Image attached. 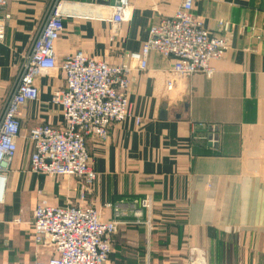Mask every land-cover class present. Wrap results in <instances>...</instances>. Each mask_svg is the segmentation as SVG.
Listing matches in <instances>:
<instances>
[{"label": "crops", "instance_id": "1", "mask_svg": "<svg viewBox=\"0 0 264 264\" xmlns=\"http://www.w3.org/2000/svg\"><path fill=\"white\" fill-rule=\"evenodd\" d=\"M50 1L10 0L0 10V18L11 15L0 44V121ZM183 1L131 0L119 37L111 42V25L99 19L109 18L115 0H69L57 61L82 50L111 65L127 62L148 40L150 28L172 17ZM194 9L213 35L228 41L225 56L213 63L215 76L196 75L168 90L173 62L153 53L148 71L135 73L130 93L142 125L129 119L111 128L105 144H88L98 178L86 204L80 203L76 179L30 170V131L63 123L51 99L65 89L64 75L55 70L38 79L39 100L21 110L19 152L0 207V237L13 254L26 255L16 262L33 257L27 224L43 196L53 206L93 205L105 220L113 217L106 204L152 197L153 210L145 212L150 226L122 227L131 232L125 239L130 249L122 257L112 252L113 264H186L191 247L203 249L208 264H264V0H195ZM220 22L230 25L228 33ZM211 127L219 133L215 149ZM16 218L26 224L12 226Z\"/></svg>", "mask_w": 264, "mask_h": 264}, {"label": "built area", "instance_id": "2", "mask_svg": "<svg viewBox=\"0 0 264 264\" xmlns=\"http://www.w3.org/2000/svg\"><path fill=\"white\" fill-rule=\"evenodd\" d=\"M9 2L0 0V10ZM68 4L69 0L50 1L0 121V207L6 201L7 174L19 152L21 110L39 100L38 79L55 70L64 75L65 89L55 92L51 99L61 109L63 123L61 127L43 124L30 131V170L36 175L76 179L80 183V203L86 204L98 178L91 166L88 144H105L111 128L129 119L133 118L138 127L142 125L143 119L133 114L130 93L135 73L148 71L150 56L156 53L173 62L167 83V89L172 90L177 81L196 75L212 79L216 74L213 63L228 50L226 37L213 35L204 19L195 14V0H184L172 17L150 28L148 40L140 51L128 54L127 62L111 65L79 50L59 64L56 44L71 15ZM130 6L131 0H115L109 18L99 19L111 25V42L119 37ZM10 20L9 14L0 18V44L6 41ZM219 25L226 33L230 31V25ZM211 131L209 144L215 149L219 133L215 127ZM104 209L112 212L111 220H105L102 210L93 205L59 207L39 201L27 224L30 231L26 239L33 247V258L20 264H108L120 228L150 226L145 212L151 214L153 199L131 205L106 204ZM25 224L21 218L12 222L14 227ZM186 264H208L206 252L189 248Z\"/></svg>", "mask_w": 264, "mask_h": 264}, {"label": "rangeland", "instance_id": "3", "mask_svg": "<svg viewBox=\"0 0 264 264\" xmlns=\"http://www.w3.org/2000/svg\"><path fill=\"white\" fill-rule=\"evenodd\" d=\"M43 198L44 197L41 196L40 199L45 200ZM36 202H37V197L34 199V203H36ZM2 210H5V209H2ZM22 216H23V218H25L24 213L21 215V217ZM129 231L130 230L120 228L117 236L114 238L113 254L116 253V255H118L119 257H122L121 253H123L124 251L126 252L127 248H128V250L130 249V246L128 245L129 242L127 240H125L126 237H128V235L131 234V232L129 233ZM133 233H135V232H133ZM0 239H1L0 240V264H19L18 262H16V259L26 257V255H22V254H18V253L13 254V252L11 251V248L9 246H7V244H5V241H3V237H0ZM26 242L29 245V248L33 250L32 245L28 242L27 239H26ZM108 264H113V263L111 260H109Z\"/></svg>", "mask_w": 264, "mask_h": 264}, {"label": "trees", "instance_id": "4", "mask_svg": "<svg viewBox=\"0 0 264 264\" xmlns=\"http://www.w3.org/2000/svg\"><path fill=\"white\" fill-rule=\"evenodd\" d=\"M118 264H123V263H118Z\"/></svg>", "mask_w": 264, "mask_h": 264}]
</instances>
